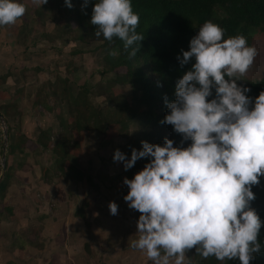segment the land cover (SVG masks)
Listing matches in <instances>:
<instances>
[{"label": "rangeland", "instance_id": "1", "mask_svg": "<svg viewBox=\"0 0 264 264\" xmlns=\"http://www.w3.org/2000/svg\"><path fill=\"white\" fill-rule=\"evenodd\" d=\"M22 3L26 14L0 26V183L6 185L0 193V264H153L131 247L140 213L124 200V178L140 161L125 171L123 162L113 160L117 149L130 159L139 147L136 123L129 121L126 129L115 123L134 108L124 69H111L98 43L75 41V27L58 0ZM250 41L259 55L244 80L258 79L264 70V34ZM66 94L83 100L96 113L92 122L103 127L98 131L86 122L89 111L81 107L74 118ZM20 136L21 152L10 147ZM60 162L64 169L69 165V179L57 169ZM77 171L83 181L72 179ZM110 202L118 205L117 215L110 213ZM71 211L85 228L83 236L76 227L66 237L73 249L65 246L63 233ZM40 247L46 251L38 252ZM127 249L137 250L136 257L125 259ZM185 264L197 263L190 256Z\"/></svg>", "mask_w": 264, "mask_h": 264}, {"label": "clouds", "instance_id": "2", "mask_svg": "<svg viewBox=\"0 0 264 264\" xmlns=\"http://www.w3.org/2000/svg\"><path fill=\"white\" fill-rule=\"evenodd\" d=\"M37 2L42 6L48 0ZM65 4L73 7L71 0ZM26 11L20 0H0V26L15 24ZM139 23L131 0H97L93 7L95 37L123 41L129 58L137 55L144 39L137 33ZM225 31L212 20L199 27L189 50L177 57L181 67L191 68L176 82L175 99L169 102L165 96L169 112L161 123L173 126L182 136L181 145L191 144L174 147L165 138L162 146L141 141L142 150L132 149L130 159L119 149L114 152L113 160L123 162L125 171L138 159L151 158L123 182L129 189L124 200L140 213L138 239L131 247L153 264H185L193 248L203 259L250 264L262 250L264 222L251 202L256 199L252 187L264 176V91L253 105L246 95L250 89L237 83L259 50L245 35L225 38ZM213 89L215 97L209 100ZM109 209L118 214L115 202Z\"/></svg>", "mask_w": 264, "mask_h": 264}, {"label": "trees", "instance_id": "3", "mask_svg": "<svg viewBox=\"0 0 264 264\" xmlns=\"http://www.w3.org/2000/svg\"><path fill=\"white\" fill-rule=\"evenodd\" d=\"M58 1L62 15L75 27V41L83 44L98 43L97 49L103 48L108 52L106 56L109 58V67L124 69L125 83L130 88L134 108L129 109L125 117L115 120V123H118L121 129H126L129 121L136 123L138 151L142 150L141 141L162 146L165 138H168L174 141V147L186 148L191 144V140H188L181 145L182 136L174 131L173 126L161 122L169 112L165 96L169 102L175 99L176 82L191 68V64L181 67L177 57L182 58L181 50H189L191 38L196 35L205 21L212 20L224 28L225 38L237 34L245 35L249 45L250 38L255 33L264 34V0H131L134 12L140 16L137 33L143 35L144 39L139 42L140 49L137 55L129 58L128 51L124 50L123 41L114 38L112 42H109L103 36L95 37L97 26L91 24V17L97 0H89L87 7H82L84 0H71L72 8L66 6L65 0ZM20 2L22 3L23 0ZM112 51L118 54L113 57L109 54ZM237 83L250 89L246 95L253 99L254 105L255 98L264 91V70L258 79H242ZM214 97L213 89V96L208 99ZM65 99L68 103L70 101L72 107L70 112L73 113L74 118L77 107H81L84 112L89 111L86 122H92L96 117V113L89 110L83 100L71 98L69 95ZM109 113L115 116L113 109L109 110ZM73 123L74 130H79L75 119ZM97 123L96 120L92 122L93 128L99 131L103 126H96ZM63 126L66 128V124ZM63 131L65 134L68 132L67 129ZM17 139L16 145L10 147L13 149L16 146L21 152L23 150L21 140L24 136ZM65 144H61V147L63 148ZM150 159H139L140 166L135 173L129 175V179L134 178V175L141 171ZM60 163L59 171L69 179V165L66 166L68 168L66 170L67 168L63 167L64 163ZM81 178L82 174L77 171L72 179L81 180ZM5 186V182L1 181L0 193L4 191ZM252 191L256 199L251 202V207L257 211L261 221L264 222V176L260 177L259 185L253 186ZM259 241L262 250L254 260L250 261V264H264V223L260 229ZM189 252V257L191 256L192 261L194 260L197 264H219L220 262L214 257L203 259L196 253L195 248ZM223 264H240V261L239 259L229 260L224 261Z\"/></svg>", "mask_w": 264, "mask_h": 264}, {"label": "crops", "instance_id": "4", "mask_svg": "<svg viewBox=\"0 0 264 264\" xmlns=\"http://www.w3.org/2000/svg\"><path fill=\"white\" fill-rule=\"evenodd\" d=\"M87 147H88V145H87ZM57 169H59L58 167H57ZM80 172L82 173V171H81V169H80ZM84 176L82 175V178H81V181H83L84 179ZM77 181H80V180H77ZM48 184V183H47ZM48 186H49V184H48ZM68 204H69V202H68ZM71 204H69V206H70ZM64 207L66 208L67 207V205H64ZM72 211H73V208H72ZM72 211H71V213H69L68 214V216H69V218H70V220H67V222L69 221V230L67 231V227H66V229L63 231V233H64V236H65V239H66V243H65V246H67V247H70V249H73V245L72 244H70V240L67 242V238L69 237V235L73 232V230H76V227L77 228H79V235H81V236H83L84 235V231H85V228L81 225L80 226V224L78 223V222H76V220L74 219V217H73V215H72ZM80 220V219H79ZM119 221L120 220H117V223L116 224H118L119 223ZM67 222L65 223L64 222V225L66 224L67 225ZM65 225V226H66ZM110 225H114L115 226V224L114 223H110ZM49 231V230H48ZM67 237V238H66ZM71 238V237H70ZM46 251V249H43L42 247H40V249L38 250V252H45ZM138 251L136 250H133V249H131V250H129V249H127L126 250V253H122V254H125V259H131V258H133V257H136V253H137ZM130 253H131V255H130ZM49 254V253H48ZM126 254H129V256H127ZM27 255H29V254H26L25 256H27ZM30 255H33V254H30ZM71 259L73 260V256H71ZM35 261H36V259H34ZM35 264V263H34ZM36 264H39V263H36ZM43 264H52L50 261H48V262H43ZM68 264H75L74 263V261L71 263H68ZM82 264H86L85 262H83Z\"/></svg>", "mask_w": 264, "mask_h": 264}, {"label": "water", "instance_id": "5", "mask_svg": "<svg viewBox=\"0 0 264 264\" xmlns=\"http://www.w3.org/2000/svg\"><path fill=\"white\" fill-rule=\"evenodd\" d=\"M3 168V167H2ZM1 180V179H0Z\"/></svg>", "mask_w": 264, "mask_h": 264}]
</instances>
